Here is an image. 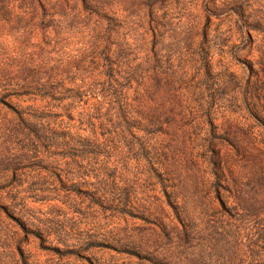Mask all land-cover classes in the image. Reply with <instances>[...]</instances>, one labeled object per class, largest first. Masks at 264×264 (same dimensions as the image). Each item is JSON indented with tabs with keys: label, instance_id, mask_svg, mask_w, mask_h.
Masks as SVG:
<instances>
[{
	"label": "rangeland",
	"instance_id": "obj_1",
	"mask_svg": "<svg viewBox=\"0 0 264 264\" xmlns=\"http://www.w3.org/2000/svg\"><path fill=\"white\" fill-rule=\"evenodd\" d=\"M0 264H264V0H0Z\"/></svg>",
	"mask_w": 264,
	"mask_h": 264
}]
</instances>
